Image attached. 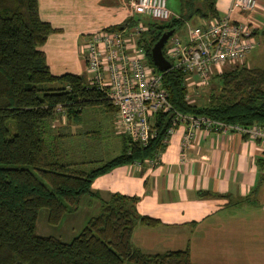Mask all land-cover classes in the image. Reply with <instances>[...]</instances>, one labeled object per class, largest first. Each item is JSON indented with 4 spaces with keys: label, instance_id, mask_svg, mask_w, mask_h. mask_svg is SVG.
Here are the masks:
<instances>
[{
    "label": "trees",
    "instance_id": "obj_1",
    "mask_svg": "<svg viewBox=\"0 0 264 264\" xmlns=\"http://www.w3.org/2000/svg\"><path fill=\"white\" fill-rule=\"evenodd\" d=\"M178 3L177 17L132 16L125 24L144 23L146 30L138 43L144 47L147 63L158 72L151 48L163 32L177 30L192 19L203 22L221 16L216 0ZM57 30L39 17L37 0H0V264H192L188 248L145 253L134 246L131 237L138 222L147 226L159 222L137 213V196L118 192L101 201L98 213L71 241L37 234L41 208L47 210V223L57 225L64 214L78 209L85 196L99 197L91 190L95 177L119 165L154 159L165 149L170 125V115L157 112L156 134L146 144L119 134L122 146L114 157L88 162L70 159L64 142L69 134L57 128L60 118L77 123L87 107L101 106L114 113L116 107L101 90L88 86L86 75L50 71L42 46ZM166 48L167 42L162 50L165 56ZM161 73L176 111L242 126L264 125V68L237 65L215 73L220 85L200 104L186 97L182 70L172 67ZM88 163L96 165L84 167Z\"/></svg>",
    "mask_w": 264,
    "mask_h": 264
},
{
    "label": "crops",
    "instance_id": "obj_2",
    "mask_svg": "<svg viewBox=\"0 0 264 264\" xmlns=\"http://www.w3.org/2000/svg\"><path fill=\"white\" fill-rule=\"evenodd\" d=\"M131 1L37 0L41 20L58 29L42 46L50 71L86 72L80 46L90 32L136 18ZM231 1L216 0L219 14L251 22L255 36L264 35V0L250 13L230 11ZM181 41L187 43V34ZM84 111L77 123L61 117L57 128L80 126ZM185 131L186 125L176 126L154 159L95 177L91 190L99 197L86 196L87 204L99 210L113 193L137 196V213L159 222L134 226L132 243L145 253L188 248L192 264H264V146L239 133L202 130L185 147Z\"/></svg>",
    "mask_w": 264,
    "mask_h": 264
},
{
    "label": "built area",
    "instance_id": "obj_3",
    "mask_svg": "<svg viewBox=\"0 0 264 264\" xmlns=\"http://www.w3.org/2000/svg\"><path fill=\"white\" fill-rule=\"evenodd\" d=\"M257 7L258 0H232L229 10L250 13ZM131 11L156 20L178 16L168 9L166 0H132ZM186 25L187 43L172 35L167 41L166 58L171 68L185 73L187 98L193 85L206 86L211 75L222 71L220 64L243 62L257 45L253 24L235 21L229 14L192 27L189 23ZM145 30L141 20L121 29L100 28L90 32L81 46L87 84L101 90L116 107L114 128L118 134L146 144L156 134L155 114L167 112L170 125L165 142L176 126L184 124L182 145L185 147H189L195 134L202 130L239 133L264 146V125L260 123L242 126L176 111L162 85V73L147 63L144 47L138 43L140 33Z\"/></svg>",
    "mask_w": 264,
    "mask_h": 264
},
{
    "label": "rangeland",
    "instance_id": "obj_4",
    "mask_svg": "<svg viewBox=\"0 0 264 264\" xmlns=\"http://www.w3.org/2000/svg\"><path fill=\"white\" fill-rule=\"evenodd\" d=\"M166 4L172 13L179 14L178 0H166ZM261 7L264 8L263 6ZM136 16L139 17V15ZM195 23V19L189 21L191 27L194 26ZM186 34V24H183L175 32V35L179 36L181 39H185ZM256 39L257 45L255 49L249 53L245 61L241 63L238 62L237 64H220V69L223 71L237 65H245L249 68H264V35L260 33ZM81 46L79 52L82 56ZM77 57L80 59L79 55H77ZM80 74L86 75V72L81 71ZM214 74L211 75L210 81L206 86H198L197 84L193 85L194 87L192 86L188 97L190 102L198 104L203 103L207 100L210 91H217L220 84L218 78ZM83 119L84 121L80 126L73 127L72 124L65 129L58 126L60 131L63 130L64 133L67 132V135L71 134L64 139L70 159L88 162L98 159H110L120 153L122 139L114 128L116 114L113 111H106L97 106L87 107L84 111ZM9 125L12 128L11 122H9ZM87 165V167L90 168L96 164L92 163L90 165V163H88ZM87 202L88 197L85 196L78 209L75 212L64 214L57 225H50L47 223V210L41 208L38 211L36 220L37 234L42 236H55L64 242L71 241L85 225L87 219L99 211L89 206Z\"/></svg>",
    "mask_w": 264,
    "mask_h": 264
},
{
    "label": "water",
    "instance_id": "obj_5",
    "mask_svg": "<svg viewBox=\"0 0 264 264\" xmlns=\"http://www.w3.org/2000/svg\"><path fill=\"white\" fill-rule=\"evenodd\" d=\"M176 28L165 31L151 48V59L159 71L163 72L171 68V62L163 54L162 50L168 39L174 34Z\"/></svg>",
    "mask_w": 264,
    "mask_h": 264
}]
</instances>
